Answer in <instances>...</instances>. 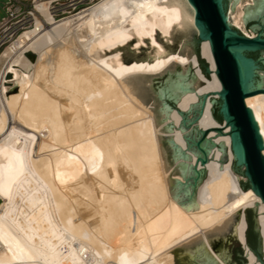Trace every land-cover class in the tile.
<instances>
[{"label":"bare ground","instance_id":"bare-ground-1","mask_svg":"<svg viewBox=\"0 0 264 264\" xmlns=\"http://www.w3.org/2000/svg\"><path fill=\"white\" fill-rule=\"evenodd\" d=\"M252 4L231 13L250 37ZM37 8L42 17L0 51V264H171L173 249L234 236L262 200L232 170L229 127L214 129L221 86L208 40L210 79L194 54L166 47L175 32H199L189 1L98 0L59 20ZM244 102L264 147V93Z\"/></svg>","mask_w":264,"mask_h":264},{"label":"water","instance_id":"water-1","mask_svg":"<svg viewBox=\"0 0 264 264\" xmlns=\"http://www.w3.org/2000/svg\"><path fill=\"white\" fill-rule=\"evenodd\" d=\"M188 1L194 8V23L199 31L196 38L208 40L221 86L216 102L219 120H216L222 125L214 129L223 133V127H229L230 147L237 156L232 169L236 173L240 170L246 188L252 189L262 203L249 210L254 248L246 240L245 215L234 236L184 251L177 264H264V147L253 113L244 102L245 96L264 93V0H253L244 10L245 30L257 31L252 37L232 26L231 13L238 0ZM199 57L206 63L203 74L209 75L207 60L201 53ZM207 133L206 129L198 131L194 142L202 154L201 163L206 157L200 144Z\"/></svg>","mask_w":264,"mask_h":264},{"label":"built area","instance_id":"built-area-1","mask_svg":"<svg viewBox=\"0 0 264 264\" xmlns=\"http://www.w3.org/2000/svg\"><path fill=\"white\" fill-rule=\"evenodd\" d=\"M98 0H6L0 18V51L30 28L34 16L42 17L37 6L43 5L55 20L72 16Z\"/></svg>","mask_w":264,"mask_h":264},{"label":"rangeland","instance_id":"rangeland-1","mask_svg":"<svg viewBox=\"0 0 264 264\" xmlns=\"http://www.w3.org/2000/svg\"><path fill=\"white\" fill-rule=\"evenodd\" d=\"M5 1L6 0H0V18L4 14L3 9H2V6H3V4H4ZM243 29L245 30V27L244 26H243ZM238 30H240V29H238ZM246 30H247V32L252 31V30H250L248 28H246ZM256 32L257 31H255L254 33H256ZM172 39H173L172 41H169V42L166 43V47L169 48L170 50H177L178 49V50H181L182 51L183 49H185V50H187L188 54H194L196 56L198 68L200 69L201 73L203 74V69H202L201 63L199 61V60H202L199 57L200 56V50H199V48H200V42L201 41L197 40L196 34L193 31H185V32L184 31H178V32L173 33ZM128 50H129L128 45L123 48V51L126 52V53L128 52ZM203 65H206V63L202 60V66ZM174 68L178 69V66H174ZM192 70H193L192 67H190V72H192ZM203 75H204L205 78L210 79V73H209V75H205V74H203ZM5 77L6 78L9 77V75L6 74ZM146 78L148 80L146 82V85L149 88L150 94H152V92L160 85V82H161V79H160L161 78V74H157V75H153V76H148ZM216 102H217V99H214L213 104L211 106L212 114H213V112H216ZM167 103L170 105L171 108L177 107L175 103H172L170 101H167ZM153 104L154 103H152V105ZM263 113H264V109H263ZM187 116L188 117L189 116H191V117L193 116L194 117L195 116V111L192 110L190 113H188ZM183 117H185V114H183ZM188 117H186V119ZM188 123L189 122H187L186 124L188 125ZM171 126L174 127V125H172V124H171ZM157 128L159 129V135L161 137V143H162V147H163V149L165 151V155H166V157H168L169 153H168V148L166 147L167 146L166 145V142H167V139L166 138H167L168 135H167V133H165V132L162 131V128H161L160 125H158ZM190 137L191 136L189 134L185 136V138H186V140L188 142H189ZM221 159L222 160H225L226 159V151L225 150H224V152L221 155ZM233 165L234 164L232 163V168H233ZM170 170H172V171H170V173H173V167L172 166L170 167ZM237 174L239 175V185L240 186L242 185V186L246 187V181H245L244 177L240 174V170L238 171ZM204 175H205V173H204V171H202L200 177L203 178ZM172 176L173 175L171 174L170 177H172ZM250 209L251 208H246L244 210V217L247 214V211H249ZM228 234L230 235V233H227V235L224 236L225 238L222 237V236H219V235L209 237L210 245L211 244H214V243H217L219 241H222L224 239L229 238V237H227ZM182 249L183 248L181 247L179 249H173V250H171V252H170V255H171V264H177L178 263V260H179V258L181 256Z\"/></svg>","mask_w":264,"mask_h":264},{"label":"trees","instance_id":"trees-1","mask_svg":"<svg viewBox=\"0 0 264 264\" xmlns=\"http://www.w3.org/2000/svg\"><path fill=\"white\" fill-rule=\"evenodd\" d=\"M200 63H201V67L203 69V66H202V60H199ZM213 117L217 120H219V117L217 116L216 112H213ZM241 187L243 189H246V187L242 186ZM246 240H247V243L248 245L251 247V248H254V236H255V233L253 231V224H252V218H251V212L250 211H247V214H246Z\"/></svg>","mask_w":264,"mask_h":264}]
</instances>
